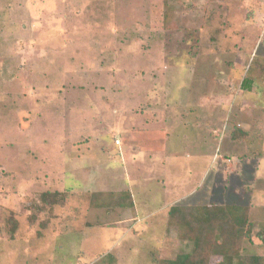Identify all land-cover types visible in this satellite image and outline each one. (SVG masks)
<instances>
[{
    "label": "rangeland",
    "instance_id": "1",
    "mask_svg": "<svg viewBox=\"0 0 264 264\" xmlns=\"http://www.w3.org/2000/svg\"><path fill=\"white\" fill-rule=\"evenodd\" d=\"M145 116L178 159H106ZM126 185L134 223L90 206ZM181 189L180 207H248L242 253L264 255V0H0V264L176 260L193 250L164 223ZM46 191L66 202L32 210Z\"/></svg>",
    "mask_w": 264,
    "mask_h": 264
},
{
    "label": "trees",
    "instance_id": "2",
    "mask_svg": "<svg viewBox=\"0 0 264 264\" xmlns=\"http://www.w3.org/2000/svg\"><path fill=\"white\" fill-rule=\"evenodd\" d=\"M166 1V0H165ZM252 81L248 76L243 81L248 91L252 89ZM249 84L251 86H249ZM235 138V137H234ZM235 140H239L235 138ZM123 193L106 194L95 193L92 195L94 203L98 208H110L114 205L128 208L133 204L130 194H123L124 199L130 202H121ZM67 193L46 191L39 195V203L32 205V210H43L49 207L62 205L66 202ZM104 198L113 199L111 205H107ZM126 204V205H125ZM107 205V206H106ZM113 207V208H114ZM118 208V207H117ZM33 221V215L30 217ZM13 230L17 229V222L13 221ZM166 226L178 230L181 241L192 244L193 250L176 260L162 259L155 254V264H210L212 256L228 258L229 263L237 264H264V255H244L242 248L245 240H251L253 227L250 220V209L245 206H202V207H172L166 216ZM264 242V234L261 233Z\"/></svg>",
    "mask_w": 264,
    "mask_h": 264
},
{
    "label": "crops",
    "instance_id": "3",
    "mask_svg": "<svg viewBox=\"0 0 264 264\" xmlns=\"http://www.w3.org/2000/svg\"><path fill=\"white\" fill-rule=\"evenodd\" d=\"M195 92L196 91H190L188 93L187 97H189V101L192 102V100H193V102L189 105V101L187 100L188 101V103H187L188 106L187 107L185 106L184 110H185V108H188L190 111H193L194 109L201 108V105L199 103H194V102L198 101V100H194V98H193V96L195 97ZM191 96H192V98H191ZM201 96H204V95H201ZM214 105H215V103H214ZM174 108L175 107H172L169 110V112L171 114H172ZM153 109H156V108L153 107ZM167 117H169L171 120H173V116L172 115H167ZM152 119H156L155 116L154 117L145 116L144 119H143L144 123H141L139 128L133 126V124H130V127H128V129L123 130L121 132L122 141L119 144L115 143V145L118 146V147L123 146V145L125 146L122 149L123 150V154L120 152L119 153L120 155L119 156L117 155L116 157L111 155V154H107V156L105 158L108 159L111 162L116 163V160H118L119 158H123L124 156L126 157V149H128V152L131 151V153H133L132 156H128V157H132L133 158V160L135 162V165H136L138 170H139L140 167L137 165L138 164L137 161H141L142 159L149 161V162H147L148 163V167L147 168L149 170H150V168L153 169V167H155V164H157L158 161L161 158H164L166 160H168L170 158L173 159V160L178 159V157H179L178 154H172L171 156L168 154L167 145H168L170 139H169V134L166 132V130L160 129L158 126H156L157 128H154V129L153 128H149V127H144L145 125L146 126L148 125L147 123H151ZM133 120H137V119H133ZM225 143H226V146H227V142H225ZM224 155H226V154H224ZM168 165L165 164V163H160L161 167H167ZM89 169L90 168H88L87 171ZM133 170H134V168H133ZM150 172H154V171L150 170ZM74 173L78 174V171L74 172ZM178 183H179V185L176 188H182V180H178ZM128 187H129V185H126L121 190H113V191L109 190V193H120V192L128 191V193L132 196L133 204L130 205L128 208H121V209L118 208L117 209V212H118L117 215H121L122 214L123 216L127 217V219L124 220V221H128V222L134 223L135 220H136V218H134V217H137V215L139 216V213L135 212V210H133V209H136V202H135V200H133V198H134L133 194H135L136 192H134L133 188L129 189ZM183 190L184 189H181V190H179L177 192H174L171 195L172 198H171V203L169 204L170 208L168 207V212H169V210L172 207L178 206V203H179L180 199H184L185 194H183L184 193ZM70 191H71L70 193L73 196H75L76 193L73 192V190H70ZM96 193L104 194V193H102V191H98ZM193 193H194V191L190 192L189 194H186V195L190 196ZM127 202H130V201L127 200ZM91 205L92 204L90 203V206ZM98 205L95 207L96 208L95 210H103V211L105 210L104 208H98L99 207ZM98 212L101 213V214H104V212H100V211H98ZM168 212L166 213V216H167ZM135 213H137V214H135ZM164 223H166V219H165Z\"/></svg>",
    "mask_w": 264,
    "mask_h": 264
},
{
    "label": "built area",
    "instance_id": "4",
    "mask_svg": "<svg viewBox=\"0 0 264 264\" xmlns=\"http://www.w3.org/2000/svg\"><path fill=\"white\" fill-rule=\"evenodd\" d=\"M118 143V142H117Z\"/></svg>",
    "mask_w": 264,
    "mask_h": 264
}]
</instances>
